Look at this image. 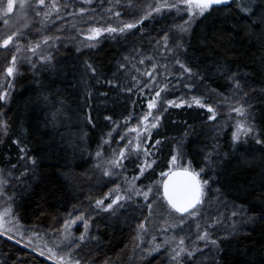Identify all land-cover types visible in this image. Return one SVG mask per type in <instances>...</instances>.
Instances as JSON below:
<instances>
[{
    "label": "trees",
    "instance_id": "obj_1",
    "mask_svg": "<svg viewBox=\"0 0 264 264\" xmlns=\"http://www.w3.org/2000/svg\"><path fill=\"white\" fill-rule=\"evenodd\" d=\"M19 2L17 0V6L10 14L12 19L19 11ZM45 2L49 7L41 8V11H50L51 18L48 20L36 17L31 8L28 9L27 19L19 20L15 27L5 26L0 19V38L16 28L24 34L20 37L21 51L17 53L22 74L14 81L5 79L14 48H0V90L6 88L9 81L15 85L10 102H0V111L5 113L2 118L7 119L10 125L7 136L0 133V139L4 141L0 144V169H3L0 175L7 181L4 184L5 200L13 206V212L26 233L20 236L22 242L29 241L31 237L34 245H40L36 241L40 238L42 243L63 254L68 251L65 247L67 242L62 243L64 221L74 218L81 211L87 215L90 204L94 207L95 199L105 197L116 184H120L122 190L127 187L125 176L131 180L138 173L132 164L126 162L124 176H113L111 179L103 176L101 169L106 166L105 160L112 149L123 147L128 140L134 141L137 134L130 129L140 126L142 137L146 135L143 133L142 117L149 112L148 100L167 81H171L169 88L161 92L157 109L151 110L153 115L157 114L160 102L169 99L179 102L180 98L190 100L192 95L201 93L209 96L211 99L207 102H213L215 106L218 98L211 89L227 94L228 82L214 69V62H226L232 70L254 73L249 79L258 89L254 93L259 101L254 105L256 123L264 131V92L259 91L264 88V72L261 71L264 64V28L255 31L250 28L248 19L235 4L230 10L220 6L207 19L197 21L192 33L186 37L190 45L186 58L206 73V79L198 88L188 89L183 83H176L173 73H177L178 66L171 61V53L163 48L162 43H155L156 40L162 41L165 30L181 22V16L154 13L153 17L144 20L143 25L127 33H105L99 37L95 47H84L81 42L86 40L87 25L80 22V7L90 9L84 14L85 19L95 17L94 21L89 19V23L116 27L122 26V22L139 18L154 0H132L131 4L129 0H120L119 4L115 0H93L91 5L84 4L83 0ZM53 2L55 8L51 7ZM27 3L34 6L35 0H28ZM116 12L121 15L117 17ZM60 28L63 31H59ZM81 29L85 34H81ZM169 34L175 39L174 31ZM44 35L60 38L50 42L54 43L51 49L43 46L45 51L51 50L55 57L47 67H41L44 62L39 59V50L35 56L27 50L30 41ZM26 57L36 63V69L26 63ZM86 63L92 64L97 72L93 73ZM122 63L126 65L124 68H120ZM153 64L158 65L154 73L155 83L144 88V84L151 79L144 72L153 71ZM165 64L167 69L163 67ZM108 80L112 84L106 83ZM127 88L132 91H126ZM141 88L144 90L141 91ZM164 106L167 111L163 113L160 126L151 130V141L161 140L151 157L156 163L135 181L137 185L161 179L160 172L172 167L171 155L176 154L178 143L184 146L183 158L178 159V163L191 161L197 169L202 164L204 153L211 150L215 140L218 139L222 149L228 151L234 121L225 123L227 104L218 108L216 121L208 120L207 110L195 105L176 107L165 103ZM89 115L92 122L88 120ZM106 117H111V120ZM218 125H224L219 136ZM110 130H113L111 142L103 145L104 154L97 158L95 154ZM121 135L125 136L124 140L120 139ZM22 147L27 150L28 156L36 158L35 175L31 171L22 175L30 164L27 159H20ZM97 164L101 168H97ZM12 165L16 167L12 168ZM220 172L219 187L223 195L218 204L214 201L211 211L215 214L218 210L221 214L222 225L217 231L223 237L230 231L232 220L240 222V217L231 216L233 211L243 207L249 215L264 212V148L249 140L240 146L238 152L230 155ZM135 199L138 206L131 204L122 209L118 219L103 212L91 214L90 234L100 237L99 250L90 253L91 264H104L105 261L108 264H167L163 250L147 259L140 256L141 248L151 246L153 235L157 241L171 235V232L162 231L164 225L160 207L154 205L156 214L146 222L147 233L143 242L133 243L138 223L148 215L143 198ZM69 231L73 237H78L84 231L83 222L70 225ZM33 233H37L38 238ZM56 245L60 247L56 248ZM92 247L95 248V242H92ZM221 247L223 251L218 257L219 264H264V222L243 226V230L234 237L223 240ZM77 251L83 255L87 247L82 246ZM0 264L56 263L2 235Z\"/></svg>",
    "mask_w": 264,
    "mask_h": 264
},
{
    "label": "snow or ice",
    "instance_id": "obj_2",
    "mask_svg": "<svg viewBox=\"0 0 264 264\" xmlns=\"http://www.w3.org/2000/svg\"><path fill=\"white\" fill-rule=\"evenodd\" d=\"M92 2L93 0H83V3L87 5H91ZM115 2L119 4L120 0H115ZM129 3L131 4L132 0H129ZM232 4H235L240 12L248 19L249 27L254 31L264 28V15H262L264 13V2L262 0H154L153 3L147 5L139 18H135L131 22H122V26L118 25L116 27H112L111 24L101 27L95 23H89V19L94 21L95 17L85 19L84 14L89 12L90 9L83 6L80 7V22L87 25L86 40L81 43H83L84 47H95L99 42V37L105 33L110 35L127 33L129 30L137 28L138 25H143L144 20L153 17L154 13L156 15H161L165 12L175 13V15L181 16V22L173 24L171 29L165 30L162 34V41L156 40L155 43L157 45L162 43L163 48L171 53L170 59L173 64L178 66L177 73H173L176 76V83H183L185 88L195 89L206 79V73L186 58L188 48L190 47L186 37L192 33L197 21H201L202 18L207 19L214 10H219L220 6H224L230 10ZM16 6L17 0H7L6 4L4 0H0V19L3 20L5 26L12 27L10 14L14 12ZM68 6L64 5V7ZM18 7V20L27 19V11L29 8L35 12L36 17L42 16L43 20L51 18L50 11H41V8L49 7L45 0H35L34 6L31 3H25V0H20ZM51 7H56L54 2ZM107 11L111 12V9ZM185 13L187 14V19L183 18L182 14ZM115 15L119 17L121 14L120 12H116ZM57 19H60V17L57 16ZM43 20L41 23H43ZM72 27L76 28V25H72ZM58 30L63 31L62 28ZM170 31L175 32V39H172L170 36ZM80 32L81 34H85L83 29ZM23 35L20 29L16 28L0 38V48L9 49V46L14 48V51L11 53L10 63L5 71V79L11 78V81H14L16 76L22 74L17 53L21 51L20 37ZM68 38L74 39L73 37ZM59 39V37L52 35L41 36L38 40L30 41L27 45V50L33 56L39 50V59L44 62L41 67H47L55 57L51 50L45 51L43 46H48L51 49L54 47V43L50 42H55ZM77 51H80V49L77 48ZM25 61L31 65L32 69H36V63L30 58L26 57ZM140 63L143 64L144 61L141 60ZM86 66L93 73L97 72V69L92 64L86 63ZM125 66L122 63L120 68H124ZM163 67L167 69L168 66L165 64ZM213 67L228 82L227 94L219 92L216 89H211L218 98L215 106L213 102H207L211 98L204 93L192 95L190 100L180 98L179 102L169 99L166 102H160L157 114L153 115L151 110L157 109L158 98L161 97V92L166 91L171 83V81H167L166 77L167 82L163 83V86L155 91L154 97L148 100L147 107L149 112L142 117L143 133L146 135L142 137L140 126L130 129L129 131L136 132L137 134L134 141L128 140L123 147L112 149L111 155L105 160L106 166L101 169L103 176L109 179L113 176H124L127 162L137 168L138 173L133 175L131 180L125 176V184L127 187L123 190L120 184H116L105 197L95 199L94 207L90 204L87 215L81 211L74 218L64 221L65 234L62 243L67 242L65 247L68 251L59 254L53 247H48L47 244H44L43 247L36 245L34 246V250L38 251L40 256L47 255L48 259L55 260L56 264H91L90 253L98 251L100 244V237L90 234L91 214L93 212L96 214L103 212L118 219L122 209H125L131 204H137L138 206L136 197L143 198L148 215L143 218L142 222L138 223L137 233L133 243L135 244L136 241L143 242V237L147 233L146 222L156 214L154 205L160 207L162 209L160 216L164 225L162 231L164 233L171 232V235H165V238L160 241H157L156 236L153 235L150 241L151 246L141 248L140 256L147 259L154 254L161 253L163 250L167 264H205V262H208V264H219L218 257L223 251L221 247L223 240L234 237L237 232L243 230V226L264 222V212L249 215L248 210L241 207L238 211L231 213L232 217H240V222L237 223L236 220H232L229 224L230 231L225 233L223 237L217 231L222 225V217L218 210L213 214L211 208L214 201L218 204L220 197L223 195L219 187L220 170L228 163L230 155L238 152L240 146L248 143L249 140L254 141L256 145L264 148V131L256 123L254 105L255 103H259V101L254 96V93L258 89L254 82L249 79L254 73L239 69L232 70L226 62H214ZM157 68L158 65L153 64V71L144 72L145 76L151 78L149 83L144 84V88L155 83L154 73H156ZM261 71L264 72V64L261 66ZM133 79H136V77H133ZM11 81L7 83L6 88L0 90V102L2 104L10 102L11 91L15 87ZM106 83L112 84V81L108 80ZM144 88H141V91ZM126 91L131 92L132 89L127 88ZM259 91L264 92V88H260ZM165 103L169 106L174 105L180 107L186 104L188 107L195 105L199 108L206 109L209 114L207 119L210 121H216L218 108L221 105L227 104L228 114L225 123L234 121L228 151L222 149L218 139L215 140L211 150L204 153L202 164L197 169L193 167L191 161L185 164L178 163V159H182L184 155V146L178 143L176 146V154L171 155L170 163L172 167L166 172H160L161 179L148 184L137 185L135 181L144 176L156 163V160L151 159V157L154 151H157L156 145H160L161 140L157 139L152 142L151 130L160 126L163 113L167 111V108L164 106ZM233 113L235 114L234 116L232 115ZM4 115L5 113L0 111V133L7 136L10 125L7 119L2 118ZM149 117H151V120ZM106 119L111 120V117H106ZM88 120L92 122L91 115L88 116ZM116 127H119V125ZM223 128L224 125L217 126V136L223 131ZM113 130H110L106 134L107 138L103 140L95 154L97 158H100L104 154L103 145L111 142V133ZM120 139L124 140L125 136L121 135ZM2 143L4 141L0 139V144ZM15 143L19 144L20 142L15 141ZM20 151L22 154L20 159L30 161L29 166L24 169L22 175H27L30 171L35 175L36 158L28 156L27 150L23 147ZM15 167L16 165H12V168ZM96 167L101 168V165L97 164ZM2 173L3 169H0V174ZM5 183L7 181L0 175V194L4 193ZM10 213V208L0 213V229L4 228V216ZM77 221L83 222L84 231L78 237H73L69 231V227ZM12 230V228L6 229L4 234ZM20 234L23 235V233ZM33 236L38 238L37 233H33ZM9 238L11 239L13 237ZM92 242H95V248L92 247ZM29 244H31V237L29 238ZM82 246L87 247V251L83 255L77 251L82 249ZM59 247L60 245H56V248ZM136 247H139V244H136ZM104 264H108V262L105 261Z\"/></svg>",
    "mask_w": 264,
    "mask_h": 264
},
{
    "label": "rangeland",
    "instance_id": "obj_3",
    "mask_svg": "<svg viewBox=\"0 0 264 264\" xmlns=\"http://www.w3.org/2000/svg\"><path fill=\"white\" fill-rule=\"evenodd\" d=\"M27 1L28 0H25V3H27ZM18 14H19V11H18V13L15 15V19H12L11 18V25H12V27H15V25H16V23L19 21L18 19H17V16H18ZM29 15V11H27V16ZM184 16H183V18H187V14H183ZM181 18V17H180ZM20 20H25V19H20ZM137 199H141V197H137ZM8 208H10L11 209V213L10 214H8V215H5L4 216V228L3 229H0V236H6V237H13V238H11V240H13L14 242H16V243H18V244H20V245H23V246H25V247H27V248H30V249H32L33 251H35L34 250V248H33V246H36V245H34L33 243L34 242H32L31 241V244H29V241H27V242H22L21 241V239H20V236H24L26 233H25V230L23 229V228H21V224H20V222L18 221V219L16 218V216H15V214H14V212H13V206H11V205H9L8 203H7V201L5 200V196H4V193L3 194H0V213H3L4 211H5V209H8ZM229 221H231V220H229ZM9 228H12L13 230L12 231H10V232H8L7 234H4V231L6 230V229H9ZM20 233H23V235H21ZM26 237V236H25ZM24 237V238H25ZM27 239H28V237H27ZM29 240V239H28ZM40 245H44V243H42V240L40 239V238H38L37 240H36ZM206 252H207V250H205ZM36 253H38L39 254V252L38 251H35ZM43 257H45V258H47L48 259V257H47V255H45V256H43ZM50 261H52V262H54V263H56V261L55 260H50ZM205 264H208V262H205Z\"/></svg>",
    "mask_w": 264,
    "mask_h": 264
}]
</instances>
